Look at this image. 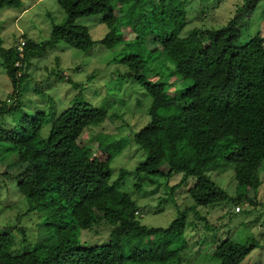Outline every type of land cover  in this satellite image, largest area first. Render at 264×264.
I'll return each instance as SVG.
<instances>
[{"label":"trees","instance_id":"1","mask_svg":"<svg viewBox=\"0 0 264 264\" xmlns=\"http://www.w3.org/2000/svg\"><path fill=\"white\" fill-rule=\"evenodd\" d=\"M22 1L0 0V11L4 6H20ZM57 1L66 13L65 23H54L45 41L27 39L23 57L17 44L4 45L0 25V57L14 88L9 98L15 99L11 106L9 98L0 102V146L11 151L17 165L10 176L17 180L25 198V202L21 200L26 210L20 217L26 212L38 213L48 230L23 252L15 246L13 233L0 230V264H186L191 250L186 232L190 225L198 224L189 221L188 213L194 212L206 231L217 228L199 207L254 204L255 197L248 191L261 184L264 51L245 69L232 29L242 21V11L248 12L257 0H247L225 24L191 29L201 46L172 60L164 77L158 69L186 30L191 14L188 5L194 0H131L122 15L117 14V9L122 11L120 0ZM97 14L109 28L99 42L116 50L118 60L126 66L124 78L136 82L151 100L149 121L131 138H122L125 144H138L146 158L133 171L122 168L116 178L113 156L103 148H95L96 156H92L93 149L81 140L87 128L110 117L111 105L94 106L81 88L71 106L59 115L53 104L47 111L34 113L23 105L21 97L30 57L60 40L89 51L98 41L77 20ZM18 60L22 65H16ZM151 63L157 78L149 74ZM96 76L94 71L89 78ZM7 116L12 117L13 125L5 123ZM220 162L235 165L234 196L208 173ZM132 173L138 179L137 190L145 180L158 183L160 178L169 180L174 173H182V179L168 187L170 199L178 187L194 179L188 189L193 205L180 209L174 198L178 216L170 225L142 223L138 201L121 188ZM1 200L0 179V204ZM227 214L240 213L231 208ZM100 226L110 228L108 239H84L83 232ZM255 247V241L242 243L227 237L216 246L213 257L221 264H242Z\"/></svg>","mask_w":264,"mask_h":264},{"label":"rangeland","instance_id":"2","mask_svg":"<svg viewBox=\"0 0 264 264\" xmlns=\"http://www.w3.org/2000/svg\"><path fill=\"white\" fill-rule=\"evenodd\" d=\"M246 1L194 0L191 6L188 5V9L191 10L189 23L186 30L172 44L168 60L158 69L160 77L166 75L167 65H171L172 60H180L201 46L200 39L191 34V29L217 27L227 23L235 16L238 7L243 6ZM130 3L131 0H120L122 11L117 9V14H124ZM242 13L244 16L242 21L232 29L239 60L245 69H249L264 51V0H257L252 9L248 12L243 10ZM101 19L102 16L97 14L77 20L78 24L87 26L93 38L98 41L89 51H82L60 40L45 52L32 55L27 68L29 77L21 97L23 105L34 113L40 110L47 111L53 104L54 112L59 115L71 106L81 88L84 89L85 99L94 106L111 105L109 116L115 113L118 115L108 117L98 126L87 128L81 140L93 149L92 156H96L95 148H103L113 156L112 167L116 178L122 168L133 171L146 158V152L138 144L133 141L125 144L122 138H131L149 121L147 107L151 100L147 94L144 95V90L136 82L124 78L126 66L118 60L116 50L99 42L109 31ZM65 21L66 13L57 0H23L20 6H4L0 11L1 35L5 46L19 45L21 41L29 38L37 42L45 41L50 36L53 24L62 25ZM149 69L151 77H159L154 73V63L150 64ZM94 71L97 76L90 79ZM74 82L78 86H75ZM13 92V84L0 57V102L7 100ZM14 102L13 98L7 100L9 106ZM5 123L11 126L14 121L11 116H7ZM47 130L48 127L45 128L44 134ZM13 162L11 151L3 150L0 146L2 182L0 230L13 233L15 246L23 252L47 235L48 230L46 226L43 227V218L38 213L26 212L20 217L21 213L25 212L26 205L17 180L10 176L17 167ZM208 173L229 194L232 196L236 194L234 164L220 162L212 166ZM260 175L259 187L248 191L253 198L255 197L254 204H237L241 205L239 212L236 205L199 207L201 214L208 217L217 228L206 231L203 221H200L194 212L188 213L189 221L197 220L198 224L190 225L186 232L191 248L186 264H221L218 258L213 257V252L219 242L227 237L242 243L255 241L256 247L242 264H264V162L260 168ZM181 179L182 173H174L171 179L160 178L158 183L145 180L143 188L137 190L135 184L138 179L132 173L126 176L121 188L138 201L142 223L166 227L178 216L175 199L180 209L193 205L188 189L194 179H189L178 187L175 197L170 199L167 196L168 187ZM231 208L240 214L229 216L227 212ZM109 234L110 228L101 226L93 231L83 232L84 239L90 242L108 239Z\"/></svg>","mask_w":264,"mask_h":264},{"label":"built area","instance_id":"3","mask_svg":"<svg viewBox=\"0 0 264 264\" xmlns=\"http://www.w3.org/2000/svg\"><path fill=\"white\" fill-rule=\"evenodd\" d=\"M23 45H24V42L21 43V46H19V50H20V56L23 57ZM17 66H20L21 65V62H17L16 63ZM236 210L240 211L241 210V205H237L236 206Z\"/></svg>","mask_w":264,"mask_h":264},{"label":"clouds","instance_id":"4","mask_svg":"<svg viewBox=\"0 0 264 264\" xmlns=\"http://www.w3.org/2000/svg\"><path fill=\"white\" fill-rule=\"evenodd\" d=\"M22 42H24V45H23V55H24V46H25V42H26V41L23 40V41H21V42L19 43V45H18V50H19V46H21V43H22ZM19 52H20V50H19ZM18 61H19V60H18ZM19 62H21V61H19ZM21 65H22V63H21Z\"/></svg>","mask_w":264,"mask_h":264}]
</instances>
